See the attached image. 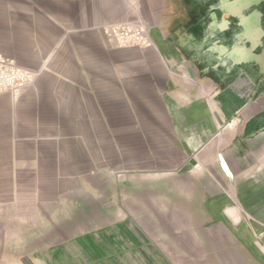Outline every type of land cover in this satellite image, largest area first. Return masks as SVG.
I'll use <instances>...</instances> for the list:
<instances>
[{
  "label": "crops",
  "instance_id": "crops-1",
  "mask_svg": "<svg viewBox=\"0 0 264 264\" xmlns=\"http://www.w3.org/2000/svg\"><path fill=\"white\" fill-rule=\"evenodd\" d=\"M126 19L144 22L150 43L143 51L116 48V63L106 67L111 44L92 29ZM187 20L169 0H0L2 27L35 29L38 43L64 38L72 59L94 53L95 74L111 72L119 99L130 109L139 100L149 115L146 162L114 179L109 221L68 228L31 264H264V242L252 239L264 236L263 77L256 69L237 73L221 58L199 63L179 54ZM232 60L253 62L242 53Z\"/></svg>",
  "mask_w": 264,
  "mask_h": 264
},
{
  "label": "rangeland",
  "instance_id": "rangeland-1",
  "mask_svg": "<svg viewBox=\"0 0 264 264\" xmlns=\"http://www.w3.org/2000/svg\"><path fill=\"white\" fill-rule=\"evenodd\" d=\"M123 22L144 31L148 41H117L104 33L111 24L92 29L111 44L106 67L116 63V48L143 51L150 43L145 23L116 24ZM9 23L0 21V53L28 76L21 87L0 92V264H31L68 228L109 221L103 216L117 208L114 179L146 162L142 136L149 115L139 100L130 109L128 98L119 99L111 72L95 74L94 53L93 59H81L80 52L72 59L64 38L38 43L30 35L35 29ZM70 213L73 219L65 220ZM252 239L264 242V236Z\"/></svg>",
  "mask_w": 264,
  "mask_h": 264
},
{
  "label": "flooded vegetation",
  "instance_id": "flooded-vegetation-1",
  "mask_svg": "<svg viewBox=\"0 0 264 264\" xmlns=\"http://www.w3.org/2000/svg\"><path fill=\"white\" fill-rule=\"evenodd\" d=\"M169 2L179 3L188 13L186 25L189 35L184 36L182 42H179V54H192L199 63L210 56L221 58L218 62L222 64L226 61L227 67L237 73L256 69L262 75L264 83V0H169ZM137 21L141 20H133ZM173 35L175 33L166 37L168 42H171ZM215 42L221 43L222 46L215 45ZM241 53L257 65L254 66L253 62L242 66L233 64L234 55Z\"/></svg>",
  "mask_w": 264,
  "mask_h": 264
},
{
  "label": "built area",
  "instance_id": "built-area-1",
  "mask_svg": "<svg viewBox=\"0 0 264 264\" xmlns=\"http://www.w3.org/2000/svg\"><path fill=\"white\" fill-rule=\"evenodd\" d=\"M127 23H114L104 26V33L114 37L117 41L126 39L129 42L145 43L147 37L142 30L133 31L131 25ZM28 73L0 53V92L6 90H15L21 87Z\"/></svg>",
  "mask_w": 264,
  "mask_h": 264
}]
</instances>
